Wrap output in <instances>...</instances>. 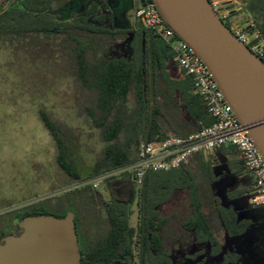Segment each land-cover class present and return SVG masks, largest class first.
Listing matches in <instances>:
<instances>
[{
    "label": "trees",
    "instance_id": "obj_1",
    "mask_svg": "<svg viewBox=\"0 0 264 264\" xmlns=\"http://www.w3.org/2000/svg\"><path fill=\"white\" fill-rule=\"evenodd\" d=\"M77 1L14 0L8 8L0 9V51L4 48L30 54L32 49L23 43L40 37L51 42L74 82L77 116L98 132L103 147L90 167L82 170L73 128L55 121L44 110L38 111L54 142L57 168L69 186L131 165L140 146L156 137L185 139L213 123L205 100L164 41L137 19L133 26L122 25L117 0H89L84 6V0ZM148 2L151 0H134L135 11ZM253 18L264 37V21ZM235 22L243 24L238 12H232L225 24L230 28ZM44 49L42 53L46 54ZM42 53L36 59L41 63L38 59ZM52 53L56 51L49 49ZM184 113L190 122L184 120ZM216 151L219 159L212 151L200 152L176 169L144 174L137 184L134 252L130 191L136 181L129 173L106 178L102 184L108 187L111 198L103 203L105 227L92 238L89 233L94 226H85L84 244L78 240L80 264H173L171 248L184 241L209 248L210 257L222 258L220 264H241L238 253L224 249L219 234L243 236L251 222L239 220L237 211L214 194L213 184L218 181L216 169L221 166L235 176L246 171L236 148ZM233 155L236 157L227 159ZM252 191L244 187L230 193L228 199H240ZM94 192L91 185H85L66 193L63 203L67 208L60 215L37 204L18 210L15 219L19 222L39 215L63 218L71 211L77 221L74 209L80 204L85 212L92 206L99 223ZM203 254L200 251L196 257ZM204 263L203 259L197 264Z\"/></svg>",
    "mask_w": 264,
    "mask_h": 264
},
{
    "label": "rangeland",
    "instance_id": "obj_2",
    "mask_svg": "<svg viewBox=\"0 0 264 264\" xmlns=\"http://www.w3.org/2000/svg\"><path fill=\"white\" fill-rule=\"evenodd\" d=\"M89 0H84L82 6ZM118 19L122 25L135 23L134 0H117ZM79 3V0L77 1ZM76 2V3H77ZM225 8L240 13L243 24L257 17L264 21V0H214ZM82 8V7H81ZM239 23V22H238ZM241 24V23H239ZM2 44V43H1ZM30 46L31 53L0 51V234H10L18 226L15 215L18 210L31 205L49 207L51 214L60 215L67 208L63 203L66 193L83 188L84 183L71 185L57 168L54 142L44 128L39 110L46 111L55 121L73 128L79 144L78 163L87 170L103 145L98 132L76 114L77 94L70 74L63 66L57 48L45 38L23 43ZM39 47V48H37ZM43 47L45 53H42ZM56 53L49 54V49ZM38 62L36 59L41 55ZM45 58V60H44ZM184 120L189 118L184 113ZM211 154L219 159L220 153ZM236 157L228 156L227 159ZM218 181L213 184L214 194L220 197L226 206H232L239 220H248L250 227L243 236L229 238L224 233L219 239L226 251L237 252L241 264H264V206L255 207L248 203V196L229 200L228 195L235 190L251 187L254 177L245 172L241 176L233 175L226 166L216 169ZM253 190V187H252ZM97 203L94 205L100 222L94 219L92 206L88 211L78 204L74 209L79 225V244H84L85 226L93 227L90 237L103 232L105 207L110 193L105 184L95 190ZM138 185L132 182L130 191L131 249L134 252V238L137 225ZM183 199V196L180 197ZM60 203V205H58ZM60 206V207H59ZM59 207V208H58ZM98 220V221H99ZM95 223V224H94ZM94 224V225H93ZM204 251L202 256L197 253ZM173 264H220L222 258L209 256V248L200 247L184 241L171 248Z\"/></svg>",
    "mask_w": 264,
    "mask_h": 264
},
{
    "label": "water",
    "instance_id": "obj_3",
    "mask_svg": "<svg viewBox=\"0 0 264 264\" xmlns=\"http://www.w3.org/2000/svg\"><path fill=\"white\" fill-rule=\"evenodd\" d=\"M151 1L204 63L264 159V61L233 35L210 0ZM18 227L20 233L0 239V264H80L73 212L63 218L27 216Z\"/></svg>",
    "mask_w": 264,
    "mask_h": 264
},
{
    "label": "built area",
    "instance_id": "obj_4",
    "mask_svg": "<svg viewBox=\"0 0 264 264\" xmlns=\"http://www.w3.org/2000/svg\"><path fill=\"white\" fill-rule=\"evenodd\" d=\"M212 6L224 23L234 12L214 1ZM135 18L175 52V61L193 80L197 93L205 100L207 114L213 119V123L185 139L156 137L140 146L137 160L131 165L114 173L99 175L83 182V185H91L96 190L106 178L121 173H129L132 178L135 173L136 182L140 184L148 171L167 172L178 168L194 154L234 147L245 171L254 177L253 191L248 197L249 204L255 207L264 206V159L225 101L204 63L164 23L152 1L136 10ZM229 29L258 59L264 61V37L253 21L244 24L235 22Z\"/></svg>",
    "mask_w": 264,
    "mask_h": 264
},
{
    "label": "flooded vegetation",
    "instance_id": "obj_5",
    "mask_svg": "<svg viewBox=\"0 0 264 264\" xmlns=\"http://www.w3.org/2000/svg\"><path fill=\"white\" fill-rule=\"evenodd\" d=\"M252 187L253 186H251V187H248L250 190H252ZM95 194V193H94ZM249 203V202H248ZM75 224H76V234H77V236H78V240H79V235H80V233H79V225H78V223H77V221H75ZM18 233H20V229H19V227L18 226H16L15 228H14V230H13V232L12 233H10V234H18ZM1 235V234H0ZM6 235H8V234H6ZM2 238V237H1ZM236 252V251H235ZM237 253V252H236ZM242 260V259H241Z\"/></svg>",
    "mask_w": 264,
    "mask_h": 264
},
{
    "label": "crops",
    "instance_id": "obj_6",
    "mask_svg": "<svg viewBox=\"0 0 264 264\" xmlns=\"http://www.w3.org/2000/svg\"><path fill=\"white\" fill-rule=\"evenodd\" d=\"M14 0H0V9H5L11 6Z\"/></svg>",
    "mask_w": 264,
    "mask_h": 264
}]
</instances>
